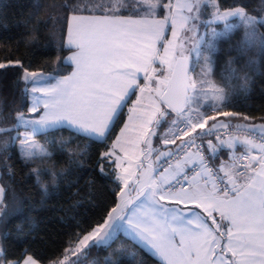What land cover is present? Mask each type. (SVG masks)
Instances as JSON below:
<instances>
[{
  "label": "snow or ice",
  "instance_id": "1",
  "mask_svg": "<svg viewBox=\"0 0 264 264\" xmlns=\"http://www.w3.org/2000/svg\"><path fill=\"white\" fill-rule=\"evenodd\" d=\"M202 3L145 0L146 7L138 9L129 0H77L65 6L60 29L66 28L72 51L60 63L74 66L70 74L31 71V64L10 57L0 62V70L15 66L14 85L23 83L21 98L29 101L11 127H0V136H7L0 140V154L10 174L17 142L25 163L50 158L51 145L67 143L52 136L53 130L68 129L106 146L97 160L101 175L112 177L103 214L88 229L78 222L80 231L69 236L64 259L53 264H81L91 247L108 245L118 233L159 264H264V123L227 110L230 93L210 79L215 48L205 40L209 33H199ZM211 4L212 19L204 24L223 21L228 29L229 18L238 17L246 42L264 45V33L258 34L264 15ZM210 35H217L215 29ZM233 78L247 87V77L235 69L227 77L229 87ZM126 107L127 121L109 144ZM162 124H169L171 135L158 136ZM37 133L46 134L43 144ZM154 137L162 147L153 144ZM224 151L228 158L219 159ZM32 171L39 182V170ZM4 193L0 187V215ZM38 259L29 255L23 264ZM0 264L21 259H7V249L0 247Z\"/></svg>",
  "mask_w": 264,
  "mask_h": 264
},
{
  "label": "trees",
  "instance_id": "2",
  "mask_svg": "<svg viewBox=\"0 0 264 264\" xmlns=\"http://www.w3.org/2000/svg\"><path fill=\"white\" fill-rule=\"evenodd\" d=\"M76 2L0 0V62H7L5 57H10L13 61L20 59L25 65L31 64V71L52 73L60 69L61 75L68 74L71 66L60 63L69 52L64 44L66 28L63 33L60 29L62 18L67 14L65 6ZM129 3L138 9L146 7L141 0H129ZM216 3L222 5L221 10L243 6L250 15H264L262 0H216ZM259 33H264V28H259ZM213 45L211 76L219 87L230 93L227 110L249 114L256 118L255 123H264L260 119L264 117V45L247 43L242 27L219 37ZM230 69H235L239 77H247L246 88L241 87L244 81L236 78L228 86ZM16 79L15 66L0 70V127L13 125L16 113L22 108L27 111L28 100L21 98L23 83L15 86ZM123 113L109 144L124 121L125 108ZM45 135L39 134L37 139L44 143ZM51 135L57 140L62 136L67 143L51 145L50 158L25 163L13 146L8 160L11 174L4 166L5 157L0 154V187L5 189L0 244L7 249L9 260L22 261L32 255L34 259L39 258V264L60 261L68 249L69 236L80 231L78 222L88 229L103 214L104 202L109 200L112 177L101 175L97 166L106 146L76 136L68 129L53 130ZM2 139L5 136H0ZM86 145L90 146L86 148ZM33 169L39 170V182ZM90 181L94 182L90 184ZM25 250L26 254L21 257ZM85 258L91 264H113V261L115 264H159L146 249L122 234H117L108 245L91 247L81 256V263Z\"/></svg>",
  "mask_w": 264,
  "mask_h": 264
},
{
  "label": "rangeland",
  "instance_id": "3",
  "mask_svg": "<svg viewBox=\"0 0 264 264\" xmlns=\"http://www.w3.org/2000/svg\"><path fill=\"white\" fill-rule=\"evenodd\" d=\"M143 3H145V0H141ZM229 10V9H226ZM214 11L212 4H211V0H203V3L201 4V26L199 28V33L200 34H205V33H209L208 35H205V40H211L212 44L215 42V40H217L219 37L225 36L227 35L230 31L236 29L237 27H242L245 30V27L243 26V24L240 22L238 17H230L228 20V23L232 25L231 28L225 29L224 27V22L223 21H216L214 22L211 27H209L207 24H204L203 21H207V20H211L212 16H211V12ZM221 11H225V10H221ZM212 29H215L217 35L215 37L210 35V32L212 31ZM168 36L169 38H171V34L170 31L168 32ZM208 54V53H206ZM211 55V53H210ZM212 57V56H211ZM193 61L196 60V57L193 55ZM203 66V60H200V63L196 66V73H200L201 71V67ZM210 79H212V76H210ZM169 125V124H168ZM12 125H8L5 127H11ZM23 131V129H21ZM5 139H7V136H5ZM37 139V138H36ZM3 140V139H2ZM38 140V139H37ZM39 141V140H38ZM40 142V141H39ZM42 143V142H40ZM43 144V143H42ZM19 153V149H18V142L16 145H14ZM1 247V244H0ZM68 251V249H67ZM66 251V252H67ZM84 256V255H83ZM72 259H76V257H71ZM64 259V257L60 260L62 261ZM81 264H91L90 261L86 260L82 262Z\"/></svg>",
  "mask_w": 264,
  "mask_h": 264
},
{
  "label": "crops",
  "instance_id": "4",
  "mask_svg": "<svg viewBox=\"0 0 264 264\" xmlns=\"http://www.w3.org/2000/svg\"><path fill=\"white\" fill-rule=\"evenodd\" d=\"M66 41H67V34H66V36H65V40H64V44H65V46L67 47ZM67 48H68V47H67ZM70 55H72V51H71V50H69V52L66 54L65 59H66L68 56H70ZM65 59H64V60H65ZM69 65L71 66L72 69H71V71H70L68 74H70V73L73 71V67H74V66H73L72 64H70V63H69ZM158 71H159V68H158ZM68 74H65V75H68ZM140 83L143 84L144 81L141 80ZM135 100H136V95L131 96V98H130V100H129V103H128V106L130 107L131 104H132V102L135 101ZM28 104H29V101H28ZM27 107H28V106H27ZM127 111H128V109H127V107H126V108H125V118H124V121H123V123H122L120 129L123 127V124L127 121ZM256 124H259V123H256ZM120 129L118 130V133L116 134V136L119 135V133H120ZM21 131H22V130H21ZM157 132H158V136H162V135L165 134V133L171 135V133L169 132V125H168V124H162V125L158 128ZM39 134H42V133H37V134H36V138H37V136H38ZM116 136H115V137H116ZM115 137H114V139H115ZM114 139H113V140H114ZM153 144H154L155 146H161V147H162V141L158 140L156 137L153 138ZM238 150H239V147H238ZM227 158H228V153H227L226 151L221 152L219 159H227ZM219 159H217L216 163H219ZM118 234H122V235L125 236L124 233H118ZM126 237H127V236H126ZM128 238H129V237H128ZM129 239H130V238H129ZM147 251H148V250H147ZM148 252H149V251H148ZM149 253H150V252H149ZM150 254H151V253H150ZM24 259H27V256H26ZM24 259H23V260H24ZM23 260L21 261V264H23ZM38 264H39V263H38Z\"/></svg>",
  "mask_w": 264,
  "mask_h": 264
},
{
  "label": "built area",
  "instance_id": "5",
  "mask_svg": "<svg viewBox=\"0 0 264 264\" xmlns=\"http://www.w3.org/2000/svg\"><path fill=\"white\" fill-rule=\"evenodd\" d=\"M205 143H206V141H205Z\"/></svg>",
  "mask_w": 264,
  "mask_h": 264
}]
</instances>
